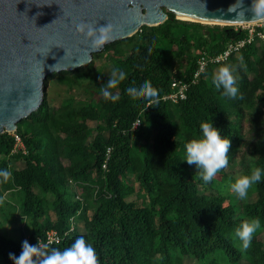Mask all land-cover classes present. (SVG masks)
<instances>
[{"label":"trees","instance_id":"trees-1","mask_svg":"<svg viewBox=\"0 0 264 264\" xmlns=\"http://www.w3.org/2000/svg\"><path fill=\"white\" fill-rule=\"evenodd\" d=\"M237 37L233 26L210 27L172 13L159 26L142 27L125 40L129 50L107 55L111 70L125 69L119 91L112 90L114 101L100 87L82 86L95 62L54 74L69 86L67 96L58 106L45 97L18 124L24 148L16 146L13 133L0 135V168L12 172L0 183V264H13L9 253L19 256L24 240L63 249L84 234L94 240L100 264H184L186 258L264 264V174L246 200L229 190L240 175L264 169V43L210 63L193 82L198 59L223 52ZM224 64L236 69L237 98L211 83ZM68 75L75 79L63 77ZM101 76H107L104 69ZM141 78L156 96L124 87ZM175 79L188 84L178 103L163 99ZM211 121L231 145L228 166L205 183L183 159L186 143L200 138V124ZM250 218H259L261 227L244 249L235 229ZM50 231L59 243L48 240Z\"/></svg>","mask_w":264,"mask_h":264},{"label":"water","instance_id":"water-1","mask_svg":"<svg viewBox=\"0 0 264 264\" xmlns=\"http://www.w3.org/2000/svg\"><path fill=\"white\" fill-rule=\"evenodd\" d=\"M169 13L206 25L251 24L264 20V0H0V135L42 107L52 75L89 65L108 45L165 23ZM81 21L112 24L113 39L88 48L75 33Z\"/></svg>","mask_w":264,"mask_h":264},{"label":"clouds","instance_id":"clouds-1","mask_svg":"<svg viewBox=\"0 0 264 264\" xmlns=\"http://www.w3.org/2000/svg\"><path fill=\"white\" fill-rule=\"evenodd\" d=\"M75 33L83 37L84 45L92 50H97L113 39V25L107 23L106 26L97 27V23L81 21L75 25ZM53 46L63 48L59 45ZM124 70L122 65L113 67L106 84L100 87L99 90L106 100L114 101L116 99L112 90L119 91L120 74ZM237 80L235 67L224 64L216 70L211 83L217 90L222 89V94L225 97L237 98L239 92ZM124 87L130 92L140 93L144 97L157 95L151 82L144 78L128 80L124 83ZM200 130V138L192 139L186 143L183 161L189 165H195L202 180L208 183L221 169L228 166L231 141L221 135L220 129L215 127L212 121L202 122ZM262 174H264V169L257 167L250 174L240 175L230 184L229 190L239 200H246L249 189L253 184L261 181ZM11 176L12 172L8 168H0V183L7 182ZM260 227L259 218H250L242 221L235 229V237L241 242L244 249L250 246L253 234ZM9 258L13 264H100L95 242L87 234L78 236L70 246L63 249L51 248L49 250L46 244L42 246L39 241L36 245H31L27 240H24L19 256L9 253Z\"/></svg>","mask_w":264,"mask_h":264},{"label":"built area","instance_id":"built-area-1","mask_svg":"<svg viewBox=\"0 0 264 264\" xmlns=\"http://www.w3.org/2000/svg\"><path fill=\"white\" fill-rule=\"evenodd\" d=\"M233 30L238 32L239 37L230 40L223 52L211 56L203 54V56L198 59V70L194 75V83L204 73L210 63L220 64L229 61L232 56L239 55L244 48L251 45L261 46V44L264 43V20L257 23L234 25ZM171 88V92L163 97L164 100L178 103L186 98V91L188 89L187 83H183L181 80L175 79ZM139 126L140 120L138 119L133 125V131L138 129ZM13 134L16 139V146L18 148H24V143L21 137L16 132ZM48 240L50 242H60V238L57 237L54 231H50L48 233Z\"/></svg>","mask_w":264,"mask_h":264},{"label":"rangeland","instance_id":"rangeland-1","mask_svg":"<svg viewBox=\"0 0 264 264\" xmlns=\"http://www.w3.org/2000/svg\"><path fill=\"white\" fill-rule=\"evenodd\" d=\"M206 25V24H205ZM210 27H214L215 25H209ZM221 27H224L223 25H220ZM132 44H126L125 40L117 42L116 44H112L109 46V49L105 51V49L99 53H97L96 56H94L93 61L95 62V72L91 73V77L83 81V87L92 84V86L101 87L103 84H106L108 80V76H110L111 73V66L112 64L107 61L108 56L107 55H114V54H123L124 51L129 50L131 48ZM237 55L236 57H238ZM107 64V65H106ZM104 69L106 77L101 76V71ZM58 76L54 75L51 76L49 79V85L47 87V90L45 92V97H47L49 100H54V106H58L61 103L62 98H65L67 96V93L69 91V86L64 83L60 82L57 78ZM66 78H69L71 80H74L75 78L72 77V75L63 76ZM93 78V80H92ZM92 80V81H91ZM84 92V91H82ZM76 93V91H74ZM98 97V95H96ZM53 103V102H52ZM243 121L244 129L247 131L249 130V122L248 117L246 116ZM91 126L95 125V123H90ZM184 264H196L194 261H191L189 258H186L184 260Z\"/></svg>","mask_w":264,"mask_h":264},{"label":"bare ground","instance_id":"bare-ground-1","mask_svg":"<svg viewBox=\"0 0 264 264\" xmlns=\"http://www.w3.org/2000/svg\"><path fill=\"white\" fill-rule=\"evenodd\" d=\"M209 66H210V64H209ZM209 66H208V67H209ZM207 69H208V68H207ZM207 69H206V70H207ZM206 70L204 71V73L206 72ZM29 237H30V236H29Z\"/></svg>","mask_w":264,"mask_h":264}]
</instances>
